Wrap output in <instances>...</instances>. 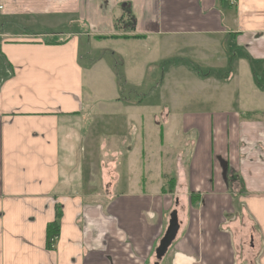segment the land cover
I'll use <instances>...</instances> for the list:
<instances>
[{
  "label": "crops",
  "instance_id": "crops-1",
  "mask_svg": "<svg viewBox=\"0 0 264 264\" xmlns=\"http://www.w3.org/2000/svg\"><path fill=\"white\" fill-rule=\"evenodd\" d=\"M174 210L159 264H264V0H0V264H154Z\"/></svg>",
  "mask_w": 264,
  "mask_h": 264
},
{
  "label": "rangeland",
  "instance_id": "rangeland-1",
  "mask_svg": "<svg viewBox=\"0 0 264 264\" xmlns=\"http://www.w3.org/2000/svg\"><path fill=\"white\" fill-rule=\"evenodd\" d=\"M49 22H51V21H45L46 24ZM45 26L46 27L40 29L41 31H38V32L50 33L53 31V29L51 28V25H45ZM116 60L118 61L120 59L117 57ZM134 66H135V63H134ZM157 66H159L161 69L158 70V72H156L155 70L151 71L150 75H147V77L144 76V74H139V73L134 72L135 75L132 76V78H129V79L127 77L125 78V81H128V84H127V86H125L126 93L122 94V97L127 99L128 100L127 102H136V103L141 102V103L147 104L146 107H150V105H155V104H159V103H162L164 101L165 102L167 101V97L165 94L160 95L158 92L154 91L153 88H155L156 82H160V79H161L160 76L162 73L161 70H163L165 68V71L168 72L169 65L167 62H159V64ZM118 67H119L118 70L120 72V68H121L120 64ZM151 74L153 75V77H150ZM139 79H140V82H138ZM150 92H152V93H150ZM191 104L192 105L190 108H192V109H190V110H199L200 104H203V102L199 103L198 100H195V98H193ZM203 105H202V107H207L209 110L213 104H205L204 106ZM149 111H150V109H149ZM146 112H148V110H144V113H146ZM166 149H168V148H166ZM176 150L182 152L181 154L185 158L187 157V155H189L186 148L183 149V147L181 145H179L176 148ZM174 151H175V149H174ZM97 154L98 153H96V155ZM177 154H179V153H171L170 156L174 155V157H176ZM99 156H100V154H99ZM109 160H111V159L110 158H102L103 163H107ZM123 160L124 159L121 158L118 161L122 162ZM97 164H98V162H96L93 166H88V167L84 166V170L80 174V178H81L80 181L82 183L84 182L86 187L89 186L88 184H91V186L95 187L96 189H98L100 187L101 173H99L98 170L101 169V167L98 170L94 171V173L92 170V169L98 167ZM89 167H90V169H89ZM117 172L120 174V177L123 178L125 176L124 166H122V163L120 164V166H118ZM92 173H93V175H92ZM118 185H117V187H118ZM115 192H117V190ZM245 250L248 252V254H246L247 258L255 261L257 254H252V253L249 254V249L247 250V248H246Z\"/></svg>",
  "mask_w": 264,
  "mask_h": 264
},
{
  "label": "water",
  "instance_id": "water-1",
  "mask_svg": "<svg viewBox=\"0 0 264 264\" xmlns=\"http://www.w3.org/2000/svg\"><path fill=\"white\" fill-rule=\"evenodd\" d=\"M179 230V223L177 219L176 211H172L169 215V221L167 228L159 241L158 246L155 249V262L154 264H159L162 258L166 255L168 248L171 246L176 238Z\"/></svg>",
  "mask_w": 264,
  "mask_h": 264
},
{
  "label": "trees",
  "instance_id": "trees-1",
  "mask_svg": "<svg viewBox=\"0 0 264 264\" xmlns=\"http://www.w3.org/2000/svg\"><path fill=\"white\" fill-rule=\"evenodd\" d=\"M133 21V19H132ZM61 216V210L59 206H56V215H55V220L47 225L46 228V246L47 248L50 247L51 245V240L56 238L58 236V231H59V226L58 222Z\"/></svg>",
  "mask_w": 264,
  "mask_h": 264
},
{
  "label": "built area",
  "instance_id": "built-area-1",
  "mask_svg": "<svg viewBox=\"0 0 264 264\" xmlns=\"http://www.w3.org/2000/svg\"><path fill=\"white\" fill-rule=\"evenodd\" d=\"M229 1H233V0H229Z\"/></svg>",
  "mask_w": 264,
  "mask_h": 264
}]
</instances>
